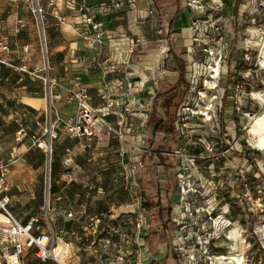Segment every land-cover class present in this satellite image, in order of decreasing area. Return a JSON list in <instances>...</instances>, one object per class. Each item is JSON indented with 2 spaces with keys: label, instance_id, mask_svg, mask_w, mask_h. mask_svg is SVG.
<instances>
[{
  "label": "crops",
  "instance_id": "obj_1",
  "mask_svg": "<svg viewBox=\"0 0 264 264\" xmlns=\"http://www.w3.org/2000/svg\"><path fill=\"white\" fill-rule=\"evenodd\" d=\"M100 4L121 8L97 15L104 24L103 44L90 49L74 18L81 7L96 10ZM198 5L228 43L227 59L221 68L216 119L204 124L201 118L191 119V139L184 140L179 137L178 118L186 99L202 85L209 62L204 46L194 41L195 10L188 0H77L76 9L54 0L53 7L44 3L48 14L41 19L30 12L29 0H0V40L9 47L0 48V162L7 163L2 196L10 197L9 210L21 223L38 220L34 235L45 232L57 237L55 256L60 241H65L71 254H80L78 262L103 264V255L84 249L88 239L81 236L90 228L96 231L108 215L124 224L119 226L117 246L127 264H135L141 256L144 264H179L171 219L178 214L182 197L177 180V186L171 185V174L178 177L180 171L195 179L210 203L218 208L229 205L231 221L232 208H237L234 200L247 193L235 185L247 182L264 199L262 163L232 156L238 151L256 156L257 149L246 137L250 119L244 113L256 117L264 104L249 99L245 91L251 89L248 83L264 89V68L252 57L257 49L247 39L252 38V27L259 29L255 39L264 35V0H198ZM19 20L26 27L16 33ZM123 35L145 44H138L130 55L126 45L117 49L109 38ZM161 47L167 52L162 53ZM247 50L250 60L244 58ZM23 65L32 74L23 73ZM238 85L243 86L241 102ZM76 91L87 95L92 109L109 110L101 138H72L64 131L63 125L79 110L71 96ZM161 120L174 130L175 138L155 131ZM18 122L27 129L21 141L16 138ZM201 125L212 129V138L196 128ZM48 126L60 133L51 151L37 144L48 140L44 134ZM200 152L206 160L201 161ZM219 152H224L221 159ZM160 157L171 169L157 166ZM189 158L196 159L195 166H189ZM146 202L156 206L152 215L142 207ZM139 216L144 218L141 229H137ZM4 220L0 210L2 264L56 262L33 257L29 249L16 259L13 243L3 234ZM229 247L225 240L213 245L219 254ZM113 258L117 263L118 257ZM110 260L107 264H112Z\"/></svg>",
  "mask_w": 264,
  "mask_h": 264
},
{
  "label": "built area",
  "instance_id": "obj_2",
  "mask_svg": "<svg viewBox=\"0 0 264 264\" xmlns=\"http://www.w3.org/2000/svg\"><path fill=\"white\" fill-rule=\"evenodd\" d=\"M15 1V0H10ZM66 5L76 9L77 0H63ZM48 2L50 7L54 6V0H29L30 12L38 19L45 18L48 14L44 3ZM189 6L195 10L194 22L192 24L193 37L196 43L204 46V52L209 56V62L206 66V74L202 79V85L198 87L187 99L182 108V113L178 118L181 125L179 137L184 140L191 139L190 121L193 118H201L203 122H213L218 114L220 94L219 81L221 76V68L227 59L228 43L224 41V36L219 32L218 26L212 20L202 16L203 11L198 5V0H188ZM121 8V4H115L111 9L100 4L96 10L90 7L79 10L80 15L74 18V25L81 32L86 45L90 49H97L103 44L104 24L98 21L97 15H108L111 11H117ZM85 12L83 13V10ZM63 22V19H60ZM1 27V25H0ZM26 27L23 20H19L16 26V33H20ZM114 46L118 49L121 45L128 47V54L133 55L138 44H145L144 41L131 38L123 35L115 40L109 37ZM0 48L8 50L9 47L0 40ZM29 48L24 47L27 52ZM161 52H167L164 47H161ZM260 57V56H259ZM244 58L250 60L248 50L245 52ZM258 61V59H257ZM0 62H3L0 59ZM22 72L32 74L26 65L20 67ZM248 87L254 88L252 83L247 84ZM238 102H241L244 93L243 86L238 85L237 88ZM257 98H264V89H258L254 92ZM72 98L76 99L79 104L78 113L75 117L67 121L63 125L66 131L72 138L80 136H95L101 138L103 127L106 124V116L109 110L97 111L92 109L87 100V95L83 91L72 93ZM253 100L258 101L256 96ZM110 104H113L112 102ZM248 119H252L254 114L250 111L244 113ZM27 129L18 122L17 140L21 141L26 135ZM44 134L48 136V140L44 143L37 141L40 148L47 151L52 150L53 143L59 139L58 128L53 129L48 126L44 129ZM251 142L254 140L249 137ZM250 145H253V143ZM205 148L211 151L212 148L204 143ZM189 166H195L196 159H188ZM187 169L185 168V171ZM7 175V163L0 162V210L5 216L3 234L7 236V240L13 243V256L18 259L23 255L26 249L37 248V257L42 261L49 259L56 260L57 264H66L59 261L55 256V245L57 237H53V233L41 232L39 235H34L36 229L35 224L37 219H32L28 223H21L10 212L8 205L10 197L2 196L4 188L2 182ZM178 188L182 197L179 204V212L171 219V225L176 229V245L173 248L174 254L177 256L179 264H264L262 255L264 254V199L255 191L250 190L247 182L243 183L246 195L238 196L234 204L237 208L244 211L246 215V226L250 224L251 217L253 220V229L250 232L240 226V222L230 220L229 205L218 208L213 203H210L209 198L204 197L199 184L195 183L194 178H187L181 171L178 172ZM261 193V192H259ZM141 204V202H139ZM199 203V206L197 204ZM201 204V205H200ZM251 204V205H250ZM246 209V206H248ZM184 214V216H183ZM73 213H67V217L71 218ZM186 221L182 223V221ZM144 225L143 216L137 219V229H141ZM238 228V243L234 241L230 234ZM182 230L184 232H182ZM248 238V239H247ZM219 240H225L229 243L227 253L219 254L213 249L214 243ZM244 244L245 249L241 250L240 245ZM1 248V247H0ZM145 258L142 256L135 264H144ZM124 257L117 260V264H125Z\"/></svg>",
  "mask_w": 264,
  "mask_h": 264
},
{
  "label": "rangeland",
  "instance_id": "obj_3",
  "mask_svg": "<svg viewBox=\"0 0 264 264\" xmlns=\"http://www.w3.org/2000/svg\"><path fill=\"white\" fill-rule=\"evenodd\" d=\"M257 40L260 41V42H263L264 41V35H261V37H259ZM255 49H257V52H254V55L252 57L259 60L260 59L259 56L261 55L260 49L256 48V47H255ZM257 82H259V81L257 80ZM257 84L260 85V83H257ZM263 85H264V83H263ZM258 89H260L259 86L257 88H255V89L251 88V89L246 90L245 92L248 94L247 97L249 99H253L252 94H254V92H256ZM263 111H264V109L261 110V113ZM202 123L204 124V122H201V124ZM207 126L208 125H201V126H198L196 128H199L201 130L203 129L204 130V136L210 134L211 138H212L213 131H212V129H209V128L207 130ZM205 130H206L207 133L205 132ZM202 134H203V132H202ZM248 136H250V135H246V137L251 142V140L249 139ZM198 138H202V136H200ZM252 143H253L254 147L257 149L256 150V156L254 158L248 157V154H249L248 151L234 152L232 156L235 157V159L237 161L240 158L245 159V156H246L248 159L250 158V160L254 161L256 159L257 161L261 162L262 163L261 164L262 165V172H263V176H264V149L256 146V142L255 141L251 142V144ZM219 153H220L219 159H221L222 158V154L224 152H219ZM198 155L200 156L201 161H204V160L207 159L205 155L201 154V152L198 153ZM171 175H172L171 176L172 177V180H171L172 184L171 185L172 186H174V185L177 186V182L178 181L175 182L177 180L176 173L175 174L173 173ZM235 186L238 187L240 190L243 189V184H237ZM249 186H252V185L249 184ZM263 186H264V183H263ZM162 190H165V192L168 191L167 184L163 185V189ZM248 207H249V205L246 206V209H248ZM234 208L235 207L232 208V210L235 211L234 215H233L234 216V220L239 221L240 224H241L240 226H242L243 229H245V230H247L248 232L251 233V231L253 229V220L254 219L251 217L250 218L251 219L250 224L248 226H246V222H245L246 215L244 214V211H242L241 209H237V208L234 209ZM101 219H102V221L99 224L100 226L96 228V231H93V230L91 231V228H90L89 229L90 231L88 230V231L83 232L81 237L83 239H88L87 242H84L87 245V246H85L84 249L87 252H93V253L97 252V254L103 255V261H104L103 264H107L106 260L107 259L110 260L111 256H113V257L116 256L118 258H120V256H121V254H120V252H121L120 250L121 249H120L119 246H117V243L119 244L120 234H121L119 226L120 225H124V224H123V222H121V218H119L117 221H115V220H111L108 215H106L105 217H103ZM263 223H264V221H263ZM236 229H238V228H236ZM129 234H130V232H129ZM240 247H241L240 248L241 250L245 249V245L244 244H241ZM84 249L81 250V251H84ZM71 251L72 250H70V249L68 250V253H67L68 257L64 256L63 259H60V258H58V259L61 262H63V263H66V262H68V260H71L74 264H78V263L79 264H83L82 262H78L79 261L78 257H79L80 254L77 253V252L76 253L72 252V254H71L70 253ZM28 252H29V254H32L33 257H36L37 248H35V247L31 248V249L28 250ZM262 259L264 261V254L262 255ZM0 261H2V260H0ZM80 261H82V260H80ZM110 261H111L112 264H117V263L113 262L114 258L111 259ZM126 262H127V260H126ZM49 263L50 264H57L53 260H50ZM30 264H38V263H35L33 261ZM125 264H127V263H125Z\"/></svg>",
  "mask_w": 264,
  "mask_h": 264
},
{
  "label": "bare ground",
  "instance_id": "obj_4",
  "mask_svg": "<svg viewBox=\"0 0 264 264\" xmlns=\"http://www.w3.org/2000/svg\"><path fill=\"white\" fill-rule=\"evenodd\" d=\"M250 32L252 34V38H248L247 41L249 43H252L254 47L260 49L261 55L259 57V63L264 68V41L260 42L255 39L259 35V29L257 27L250 28ZM253 95L256 96L255 93ZM257 99L259 103L264 104V98ZM248 125L251 138L256 142V146L264 149V111L260 115L250 119ZM238 232V229H235L230 234L231 238L237 243L239 242ZM68 250V245L65 243V241H60L59 246L56 248L57 258L63 259L64 256L68 253ZM0 264H2L1 261Z\"/></svg>",
  "mask_w": 264,
  "mask_h": 264
},
{
  "label": "trees",
  "instance_id": "obj_5",
  "mask_svg": "<svg viewBox=\"0 0 264 264\" xmlns=\"http://www.w3.org/2000/svg\"><path fill=\"white\" fill-rule=\"evenodd\" d=\"M155 131L166 133L168 135L167 136L168 138H175L174 136H171L174 133V130L171 127H169L167 125V123L163 120H161L157 123ZM160 158H161L160 159L161 163H160V165H157V166H166L168 169H171V166L166 163V158H163V157H160ZM159 205L160 204H158L157 206H159ZM142 207L144 208L146 214H148V215H152L154 213L155 208H156V206L150 202L143 203ZM159 216H160V218L162 217V209L160 210Z\"/></svg>",
  "mask_w": 264,
  "mask_h": 264
}]
</instances>
